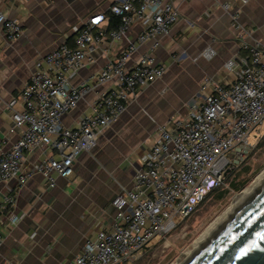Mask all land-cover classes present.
Segmentation results:
<instances>
[{
    "label": "built area",
    "instance_id": "1",
    "mask_svg": "<svg viewBox=\"0 0 264 264\" xmlns=\"http://www.w3.org/2000/svg\"><path fill=\"white\" fill-rule=\"evenodd\" d=\"M248 1L227 0L221 6L228 12ZM109 13L118 18L115 27L109 28V17L103 14L82 22L74 29L73 45L62 43L36 60L29 80L7 102L10 130H18L19 139L0 152V184L11 181L19 189L39 173L47 188H53L57 178L72 177L77 158L93 149L98 135L119 120L130 98L165 74L154 52L179 20L177 8L168 0H115ZM231 19L235 29L244 32L236 13ZM136 24L142 31L132 40L128 34ZM0 27L8 43L22 35L20 21L1 13ZM124 40L127 45L115 60L84 81L72 82L98 48ZM143 44H149L148 50L129 68L128 61ZM214 54L207 47L198 57L211 59ZM223 71L231 76L227 83L204 78L200 101L184 116L157 125L143 166L133 174L130 187L111 202L112 222L87 238L80 253L66 264H133L156 237L169 235L179 219L192 213L242 164L252 148L248 137L264 123V42L247 47L244 56L227 60ZM107 83L111 85L97 97L90 114L79 118L74 127L64 126V116L82 97ZM42 145L55 155L25 171L24 153ZM14 203V194L6 195L0 211Z\"/></svg>",
    "mask_w": 264,
    "mask_h": 264
},
{
    "label": "crops",
    "instance_id": "2",
    "mask_svg": "<svg viewBox=\"0 0 264 264\" xmlns=\"http://www.w3.org/2000/svg\"><path fill=\"white\" fill-rule=\"evenodd\" d=\"M114 1L0 0V13L18 19L22 28L21 37L8 43L0 27L1 153L19 139L18 130H10L6 104L29 80L34 62L62 43L72 46L74 29L92 16H108ZM168 1L180 18L154 52L156 63L165 66V74L130 98L119 120L98 135L93 149L77 158L73 176L57 178L53 188H47L39 173H33L19 189L11 181L0 184V203L10 193L15 196L14 206L5 205L0 211V264H66L74 259L87 238L112 222L115 209L111 202L130 187L133 174L143 166L157 125L184 116L200 101L204 78L227 83L231 76L223 71L224 63L246 55L247 47L256 42H264V0L237 3L228 12L221 6L227 0ZM232 13L237 14L244 32L235 29ZM141 31L136 24L128 37L133 40ZM126 45L124 40L98 48L72 82L78 84L99 71ZM148 47L140 45L127 66L133 67ZM207 47L214 56L198 57ZM110 85L87 92L64 116V126L74 127L79 118L90 114L97 97ZM54 155L44 145L25 152L23 169L31 172Z\"/></svg>",
    "mask_w": 264,
    "mask_h": 264
},
{
    "label": "water",
    "instance_id": "3",
    "mask_svg": "<svg viewBox=\"0 0 264 264\" xmlns=\"http://www.w3.org/2000/svg\"><path fill=\"white\" fill-rule=\"evenodd\" d=\"M182 264H264V182Z\"/></svg>",
    "mask_w": 264,
    "mask_h": 264
},
{
    "label": "rangeland",
    "instance_id": "4",
    "mask_svg": "<svg viewBox=\"0 0 264 264\" xmlns=\"http://www.w3.org/2000/svg\"><path fill=\"white\" fill-rule=\"evenodd\" d=\"M263 137L264 123L258 128H255L248 137V143L252 145V148L250 149L251 151L245 165L250 166L251 170L247 174H243L242 171L239 173V180L249 179V182L242 190L247 188L264 169V146L257 147V144ZM240 170L242 169L240 168L238 171ZM224 188L228 189V183L224 185ZM239 192L230 190L226 199L219 202H215L211 198L207 199L203 205L197 207L191 214L179 219L175 229L169 235L161 239L156 237L151 244L141 252L138 257L139 259L133 264L174 263L181 253L187 251L191 247L193 242L203 233L206 227L230 206L233 196Z\"/></svg>",
    "mask_w": 264,
    "mask_h": 264
},
{
    "label": "bare ground",
    "instance_id": "5",
    "mask_svg": "<svg viewBox=\"0 0 264 264\" xmlns=\"http://www.w3.org/2000/svg\"><path fill=\"white\" fill-rule=\"evenodd\" d=\"M264 182V169L244 190L233 196L230 206L215 220H213L203 233L193 242L191 247L181 253L172 264H182L237 208H239L250 195Z\"/></svg>",
    "mask_w": 264,
    "mask_h": 264
},
{
    "label": "trees",
    "instance_id": "6",
    "mask_svg": "<svg viewBox=\"0 0 264 264\" xmlns=\"http://www.w3.org/2000/svg\"><path fill=\"white\" fill-rule=\"evenodd\" d=\"M108 14H109L108 16H109V19H110L109 20V28H113V27H115L118 24V18L114 17L110 13H108ZM262 146H264V137L257 144V147H262ZM247 158H248V156L245 158V160L242 162V164L236 170L230 172L225 177L224 185L226 183H228V189L224 188V185H222V186L212 190L211 192H209L206 195L204 200L199 205L196 206V208L201 206V205H203L205 203V201H207V199H209V198H211L215 202L223 201L229 195V191L230 190H232L234 192L241 191L246 186V184L249 182L248 178L243 179V180H239V178H238L239 177V173H241V171L243 172V174H247L251 170L250 166L245 165ZM240 168L242 170L238 171ZM237 180H238V182H237Z\"/></svg>",
    "mask_w": 264,
    "mask_h": 264
}]
</instances>
